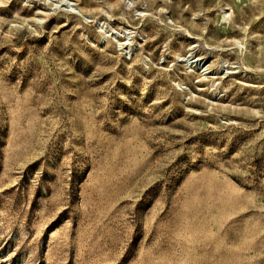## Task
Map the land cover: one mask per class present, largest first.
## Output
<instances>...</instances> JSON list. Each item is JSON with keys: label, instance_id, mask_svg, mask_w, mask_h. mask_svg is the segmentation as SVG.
I'll return each mask as SVG.
<instances>
[{"label": "rangeland", "instance_id": "obj_1", "mask_svg": "<svg viewBox=\"0 0 264 264\" xmlns=\"http://www.w3.org/2000/svg\"><path fill=\"white\" fill-rule=\"evenodd\" d=\"M0 264H264V0H0Z\"/></svg>", "mask_w": 264, "mask_h": 264}]
</instances>
